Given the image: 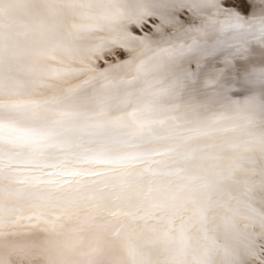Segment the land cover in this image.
<instances>
[{"label":"snow or ice","instance_id":"6c2138e0","mask_svg":"<svg viewBox=\"0 0 264 264\" xmlns=\"http://www.w3.org/2000/svg\"><path fill=\"white\" fill-rule=\"evenodd\" d=\"M254 46L264 0H0V264H264Z\"/></svg>","mask_w":264,"mask_h":264},{"label":"bare ground","instance_id":"6f19581e","mask_svg":"<svg viewBox=\"0 0 264 264\" xmlns=\"http://www.w3.org/2000/svg\"><path fill=\"white\" fill-rule=\"evenodd\" d=\"M252 52L255 58L264 59V49L254 46ZM235 63L237 68L240 70L246 67V63L244 61L237 60ZM232 95L236 98H243L246 95V91H235L232 93Z\"/></svg>","mask_w":264,"mask_h":264}]
</instances>
